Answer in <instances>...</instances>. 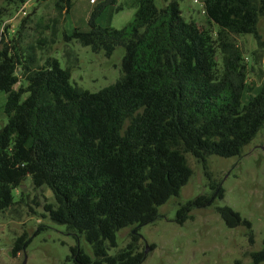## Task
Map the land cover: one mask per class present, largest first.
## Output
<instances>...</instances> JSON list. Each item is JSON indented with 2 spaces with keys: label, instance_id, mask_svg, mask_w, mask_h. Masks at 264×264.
Returning <instances> with one entry per match:
<instances>
[{
  "label": "trees",
  "instance_id": "1",
  "mask_svg": "<svg viewBox=\"0 0 264 264\" xmlns=\"http://www.w3.org/2000/svg\"><path fill=\"white\" fill-rule=\"evenodd\" d=\"M26 1L0 0V91L7 119L0 128V212L16 204L13 191L29 177L34 188L45 186L54 196L56 205L44 204L43 217L90 245L91 255L78 245L70 248L74 264H142L146 251L139 249L138 228L154 222L158 208L187 184L192 171L185 154L207 169L206 157L240 156L264 134V80L243 102L251 88L231 40L258 38L264 0H203L206 18L218 28L215 38L185 21L175 0L161 8L155 0H133L135 13L126 26L100 27L96 18L117 3L103 0L90 13L89 30L76 29L68 38L105 57L124 50L120 79L95 93L71 85L70 70L57 59L37 65L33 52L18 50L4 17L7 7L20 9ZM54 2L60 13L69 12L70 0ZM19 76L27 84L15 90ZM210 189L180 205L175 222L183 224L192 210L223 197L219 184ZM217 211L228 227L250 230V222L228 206ZM129 227L131 241L109 255L117 233ZM28 243L23 234L12 253ZM249 256L251 264H264V241Z\"/></svg>",
  "mask_w": 264,
  "mask_h": 264
},
{
  "label": "rangeland",
  "instance_id": "2",
  "mask_svg": "<svg viewBox=\"0 0 264 264\" xmlns=\"http://www.w3.org/2000/svg\"><path fill=\"white\" fill-rule=\"evenodd\" d=\"M26 15L16 18L8 36L18 50L33 52L36 64L46 58L58 60L61 68L69 69L70 83L82 90L95 93L114 84L122 76L121 61L124 50L117 47L110 57L95 53L68 39L74 30L87 32L91 11L103 0H70L71 7L65 15L55 7L54 0H28ZM169 0H155L158 8ZM185 21L193 22L201 30L216 37L218 28L203 13V0H175ZM15 6V5H14ZM7 7L4 21L15 15L16 7ZM133 0H117L107 6L96 18L100 27L121 29L135 13ZM10 14V16H9ZM13 15V16H14ZM258 38L252 35H232L231 40L243 57L246 85L245 93L255 95L264 80V15L257 24ZM224 56L217 53V70L222 73ZM19 76L14 86L25 87ZM27 93L21 96L24 100ZM6 95L0 91V128L6 124L4 104ZM185 158L192 175L178 196L171 197L158 208L159 217L152 223L138 228L139 249L146 251L142 264H251L249 254L259 250L264 241V134L261 131L243 148L240 156L223 158L206 157V167L190 154ZM206 173L210 175L207 177ZM219 184L223 197L202 209H194L192 218L179 225L175 222L180 205L202 194H210V183ZM14 206L0 212V264H74L70 248L78 245L89 255L91 247L80 237L76 238L64 225L53 223L48 214L43 217L44 204L56 205L50 189L34 188L30 178L13 191ZM228 206L241 219L251 224L250 230L240 225L228 227L217 208ZM252 234V242L249 234ZM133 228L117 233V246L108 250L114 255L131 241ZM26 235L29 243L23 250L12 253L17 238Z\"/></svg>",
  "mask_w": 264,
  "mask_h": 264
},
{
  "label": "built area",
  "instance_id": "3",
  "mask_svg": "<svg viewBox=\"0 0 264 264\" xmlns=\"http://www.w3.org/2000/svg\"><path fill=\"white\" fill-rule=\"evenodd\" d=\"M91 3H94L95 0H90ZM28 3L29 1L27 0L21 7L20 9L15 13L14 16H12L10 19L6 20L3 24V26L5 25H9V29H11L10 31L13 30L14 27V21L16 20V18L20 17V16H24L26 15V8L28 7ZM203 7V5H202ZM203 13H204V9H202ZM264 66V64H263Z\"/></svg>",
  "mask_w": 264,
  "mask_h": 264
}]
</instances>
